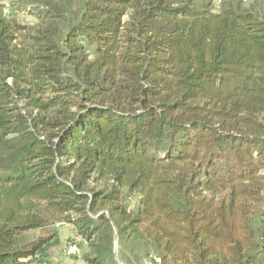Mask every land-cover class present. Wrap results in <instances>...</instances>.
I'll use <instances>...</instances> for the list:
<instances>
[{"label":"trees","instance_id":"16d2710c","mask_svg":"<svg viewBox=\"0 0 264 264\" xmlns=\"http://www.w3.org/2000/svg\"><path fill=\"white\" fill-rule=\"evenodd\" d=\"M214 1L0 5V264H264V0Z\"/></svg>","mask_w":264,"mask_h":264},{"label":"rangeland","instance_id":"374dc122","mask_svg":"<svg viewBox=\"0 0 264 264\" xmlns=\"http://www.w3.org/2000/svg\"><path fill=\"white\" fill-rule=\"evenodd\" d=\"M19 0H0V5L2 6V9H3V12L5 14H7L9 12V10H11V8H13V4H18ZM212 10L214 12H217L218 11V5L215 6V8L213 7ZM19 14V17L23 18L25 20V23L28 24V25H31L33 23H35V17H33V15L31 14L30 16H22V14H20L19 12H17ZM74 237V235L72 236ZM71 235L69 232H62V238H63V241H66L68 239H72ZM117 252H118V246H116V250H115V254L117 255ZM51 258H53L54 262L56 264H68L69 261H72L73 262V259H69L67 257H65L63 255V248H55V250L51 251ZM126 259H128L130 262L129 264H145L144 261H140L139 263H136V261H133L132 259H130L128 256L126 257ZM75 260V259H74ZM116 260H118L116 258ZM118 264H123V263H120V261L118 260Z\"/></svg>","mask_w":264,"mask_h":264},{"label":"built area","instance_id":"2783aa9c","mask_svg":"<svg viewBox=\"0 0 264 264\" xmlns=\"http://www.w3.org/2000/svg\"><path fill=\"white\" fill-rule=\"evenodd\" d=\"M220 1L221 0H215L214 1V8L216 5H219ZM243 1L246 3L248 0H243ZM81 254H82V249H81L80 245L78 244V242L68 243L63 248V255L67 258H75V257L79 258L81 256ZM145 264H161V262L156 257H153L149 261L145 262Z\"/></svg>","mask_w":264,"mask_h":264},{"label":"crops","instance_id":"0c3cea01","mask_svg":"<svg viewBox=\"0 0 264 264\" xmlns=\"http://www.w3.org/2000/svg\"><path fill=\"white\" fill-rule=\"evenodd\" d=\"M60 230H61V233L62 232H69L71 237L74 235V232H73L72 228L69 227V226H66V225L65 226H61ZM69 259H72V258H69ZM52 260H54V259L52 258ZM68 264H84V263L79 258H75V260L73 259V262L69 261Z\"/></svg>","mask_w":264,"mask_h":264},{"label":"water","instance_id":"95a60500","mask_svg":"<svg viewBox=\"0 0 264 264\" xmlns=\"http://www.w3.org/2000/svg\"><path fill=\"white\" fill-rule=\"evenodd\" d=\"M114 241H115V246H114V248H115V250H116V246H117L116 236H115Z\"/></svg>","mask_w":264,"mask_h":264}]
</instances>
